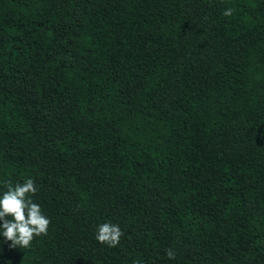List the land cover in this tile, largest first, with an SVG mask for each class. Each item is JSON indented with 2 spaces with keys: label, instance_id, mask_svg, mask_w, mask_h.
Instances as JSON below:
<instances>
[{
  "label": "trees",
  "instance_id": "trees-1",
  "mask_svg": "<svg viewBox=\"0 0 264 264\" xmlns=\"http://www.w3.org/2000/svg\"><path fill=\"white\" fill-rule=\"evenodd\" d=\"M29 177L48 234L0 264H264V0H0V195Z\"/></svg>",
  "mask_w": 264,
  "mask_h": 264
},
{
  "label": "clouds",
  "instance_id": "clouds-1",
  "mask_svg": "<svg viewBox=\"0 0 264 264\" xmlns=\"http://www.w3.org/2000/svg\"><path fill=\"white\" fill-rule=\"evenodd\" d=\"M233 9L224 11L230 16ZM4 191L0 195V235L5 241H11V248H30L32 241L39 236L48 234L50 219L44 214L41 206L35 203L33 197L38 189L31 177L24 182L13 184L11 180L3 181ZM123 232L119 225L104 222L97 226L95 239L108 247H116ZM166 256L175 259L176 254L166 249Z\"/></svg>",
  "mask_w": 264,
  "mask_h": 264
}]
</instances>
